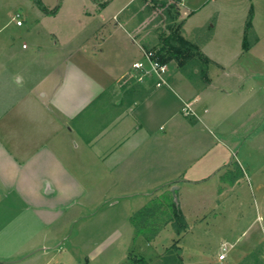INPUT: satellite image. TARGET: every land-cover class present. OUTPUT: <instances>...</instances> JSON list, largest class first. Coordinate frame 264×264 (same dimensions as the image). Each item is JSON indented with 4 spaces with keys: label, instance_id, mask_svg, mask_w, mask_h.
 Segmentation results:
<instances>
[{
    "label": "crops",
    "instance_id": "obj_1",
    "mask_svg": "<svg viewBox=\"0 0 264 264\" xmlns=\"http://www.w3.org/2000/svg\"><path fill=\"white\" fill-rule=\"evenodd\" d=\"M65 1L52 8L40 0L44 9L35 16L30 44L16 42L3 32L7 24L0 26V264H56L53 252L70 226L88 236L92 223L99 229L130 224L165 190L176 191L187 223H201L212 211L227 209L223 194L241 179L222 180L232 163L247 173L235 150L239 138H222L228 124L216 115L230 107L241 116L250 105L243 43L227 59L208 47L224 30L243 41L255 30L254 2L264 0H180L182 35L208 58V73L197 79L170 69L167 85L148 78L149 89L140 96L123 87L136 76L132 64L145 49L146 30L132 8L137 0H74L79 4L69 11ZM209 20V37L197 40ZM42 33L48 41H41ZM257 88L264 89L261 79ZM233 96L238 98L221 105ZM171 228L168 222L133 256L166 264L172 241L182 236L185 242L186 231L178 236ZM124 234L133 237L135 228L117 236ZM262 241L264 236L249 239L230 255L234 245L223 242L216 258L204 255L201 264H260Z\"/></svg>",
    "mask_w": 264,
    "mask_h": 264
},
{
    "label": "rangeland",
    "instance_id": "obj_2",
    "mask_svg": "<svg viewBox=\"0 0 264 264\" xmlns=\"http://www.w3.org/2000/svg\"><path fill=\"white\" fill-rule=\"evenodd\" d=\"M45 1L53 8L54 3L57 4L59 0ZM78 4V1L66 0L64 9L68 11L75 9ZM132 8L137 10L134 20L146 30L145 49L163 56L172 70L177 68L178 71L192 75L197 79H201L204 73L206 76L209 63H206L200 56L197 43L187 40L182 35L183 20L180 17V0H137ZM253 8L256 12L255 30L244 34L243 41L242 37L238 39L234 33H227L224 30L216 34L215 42L213 40L211 47H208L212 53L227 59L238 51V47L241 49L240 45L243 43L241 58L246 60L245 68L250 75V79L246 81L251 89L250 105L245 107L244 114H242L244 118H241L242 115L236 116L229 113L230 107L219 110L216 115H221L222 119L226 117L224 122L228 124L226 132L229 135L222 138L227 141H237L239 138V144L235 150H240V157L244 158L246 166L244 170H247V173L242 175L236 164L232 163L233 170L224 173L222 180H227V175L233 177L232 182L239 177L241 179L228 193L223 194L224 198L229 199L226 203L227 209L223 210L224 212L221 209L212 211L211 217L201 223H195L193 219H190V223L186 222V230L180 233L175 231L173 222L169 220L172 217V212L168 208L174 201V196L169 190L154 197L151 205L155 208L148 216H144L145 218L136 216L139 219V228L145 231L144 234L150 233V230L153 229L159 231L168 222L172 225L171 232L174 230L178 236L186 231L183 245L181 244L182 236H179L166 248L164 253L166 254L164 259H167L166 264H182V259L188 264H201L204 255H209L214 260L223 242H226L228 246L234 245L233 249L227 250V255H230L234 249L242 247L247 240H255L259 236H264L262 235L264 233V89H261L259 93L257 88L259 79H261V85L264 84V2H254ZM41 11L42 9L35 3V0H0V26L7 24L3 32L13 36L16 42L24 41L30 44L34 38V19ZM16 12L21 13L22 26H17L13 20ZM195 22L196 17L191 18L187 27L194 25ZM211 22L212 20H209L205 23L204 32L197 35V40L209 37ZM38 29L39 27L37 28L39 32ZM179 32L189 44L184 46L185 50H181L183 44L177 38ZM45 36L46 34L42 33L41 41H48V37L45 38ZM176 51L181 53L180 57L168 60L169 56ZM188 53L195 59L194 61H186ZM226 68L231 70L230 67ZM147 80L148 77L139 79L138 76H134L125 80L123 87L126 88L127 94L140 96L149 89L145 83ZM237 98L233 96L226 99L225 97L226 104L221 105L226 107L228 101ZM218 107L221 109V106ZM218 152L220 153V150ZM231 158L230 156L227 164L231 162ZM118 213L120 214V211ZM131 223L118 224L116 221V224L109 223L103 225L101 229L98 228V223H92L87 229L90 234L87 233L88 236H77L74 234L75 227L70 226L67 230L68 237L58 242L57 249L53 252L57 258L56 264L133 263L132 258L135 259L133 253L138 250L142 242L148 241V238L137 231V228ZM130 225L135 228L136 235L126 239L124 234V237L119 238L118 232L123 234L128 228H133ZM258 248L264 252V241L258 245ZM128 252L130 257L127 261L124 254ZM235 264H248V262L237 259ZM250 264H259V262ZM260 264H264V262Z\"/></svg>",
    "mask_w": 264,
    "mask_h": 264
},
{
    "label": "trees",
    "instance_id": "obj_3",
    "mask_svg": "<svg viewBox=\"0 0 264 264\" xmlns=\"http://www.w3.org/2000/svg\"><path fill=\"white\" fill-rule=\"evenodd\" d=\"M35 3L41 8V9H44V6L43 4L40 2V0H35ZM251 18H252V11L250 10L249 14H248V19L246 21V25H245V30L246 32L250 29L251 27ZM177 38L179 39V41L183 44V49L181 50H185V47L186 45H189L187 41H185V39L182 37L181 33L179 32L178 35H177ZM245 48V46H244ZM182 52V51H181ZM181 53L179 51H176V52H173L169 58V59H178L180 57ZM159 57V59L161 61H165L167 62L166 59L163 58V56H160V55H157ZM200 56L202 57V59L205 60L206 63L209 62L208 58H206L201 52H200ZM186 61H192L194 60L191 56H189V53L187 54L186 56ZM205 75V73L203 74V76ZM174 193L171 194L174 196V201L172 202V204L169 206V210H171L172 212V217L169 219L171 222H173V227L175 229V231L177 233H180L181 231H184L186 230V221H185V218H184V215L182 213V211L180 210L179 208V204H178V200H177V197H176V191H173ZM153 208H155V206L152 207V205H148V206H144L142 209L138 210L134 216L132 217V223L133 225L135 226V228H137V231H139L140 233L144 234L145 231L142 229V228H139V224H138V218L136 216H139L140 218H145L144 216H148ZM136 220V222H135ZM144 232V233H143ZM158 231L157 230H150V233L148 234H144L147 236L148 240L151 239ZM133 259V263L134 264H137V263H143V264H147L144 260L142 259Z\"/></svg>",
    "mask_w": 264,
    "mask_h": 264
},
{
    "label": "built area",
    "instance_id": "obj_4",
    "mask_svg": "<svg viewBox=\"0 0 264 264\" xmlns=\"http://www.w3.org/2000/svg\"><path fill=\"white\" fill-rule=\"evenodd\" d=\"M13 20L17 25H22L21 13L16 12L13 16ZM132 68L135 71V75L141 79L142 77H148L154 79L155 86L167 85V76L170 70L169 63L161 61L157 54L149 49H142V58L135 61L132 64ZM184 111L187 109L184 107ZM222 252L218 255L220 260L225 258L226 246H222Z\"/></svg>",
    "mask_w": 264,
    "mask_h": 264
}]
</instances>
